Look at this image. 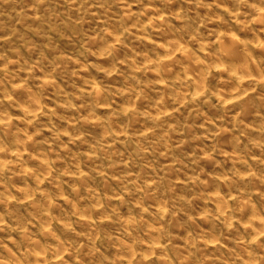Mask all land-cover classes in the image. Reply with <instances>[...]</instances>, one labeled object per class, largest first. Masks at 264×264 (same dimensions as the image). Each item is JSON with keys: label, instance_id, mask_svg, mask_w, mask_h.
Returning a JSON list of instances; mask_svg holds the SVG:
<instances>
[{"label": "clouds", "instance_id": "1", "mask_svg": "<svg viewBox=\"0 0 264 264\" xmlns=\"http://www.w3.org/2000/svg\"><path fill=\"white\" fill-rule=\"evenodd\" d=\"M0 264H264V0H0Z\"/></svg>", "mask_w": 264, "mask_h": 264}]
</instances>
